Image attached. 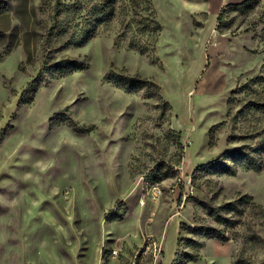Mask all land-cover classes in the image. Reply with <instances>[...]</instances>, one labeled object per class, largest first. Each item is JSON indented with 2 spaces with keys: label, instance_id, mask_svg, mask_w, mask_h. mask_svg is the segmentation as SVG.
<instances>
[{
  "label": "rangeland",
  "instance_id": "374dc122",
  "mask_svg": "<svg viewBox=\"0 0 264 264\" xmlns=\"http://www.w3.org/2000/svg\"><path fill=\"white\" fill-rule=\"evenodd\" d=\"M150 1L154 53L116 47L111 34L45 44L53 0H0V264L264 259L231 230L225 241L191 230L216 228L209 208L240 196L264 209V162L234 176L203 167L227 148L221 131L209 146V130L230 92L264 65V0L216 15L184 11L208 0ZM70 64L84 68L63 73ZM121 78L143 83L127 92ZM254 214L246 205L242 233L264 239Z\"/></svg>",
  "mask_w": 264,
  "mask_h": 264
},
{
  "label": "trees",
  "instance_id": "16d2710c",
  "mask_svg": "<svg viewBox=\"0 0 264 264\" xmlns=\"http://www.w3.org/2000/svg\"><path fill=\"white\" fill-rule=\"evenodd\" d=\"M50 25L45 44H60L62 47H78L102 34L113 36L116 47L134 49L140 53H154L161 25L156 20L155 9L150 0H53ZM245 0L238 6L246 4ZM231 4H228V6ZM82 65L70 64L62 72L79 71ZM264 65L255 76L239 82L227 99L225 119L209 130V146L214 145V132L227 134V148L213 162L204 165L207 172L220 176H234L238 170L257 171L264 162ZM109 79V77L107 76ZM115 81L127 92L138 89L143 81L137 78H121ZM202 167V168H203ZM199 167L198 169H200ZM250 204L257 217L264 219V209L256 205L251 197L240 196L228 203L209 208L208 217L218 222L216 228L194 227L207 236L225 241L223 236L231 230L232 240L244 248V243H253L264 249V239L255 232L243 235L242 214ZM243 207V208H242ZM232 213L230 217L225 214ZM241 240V241H240ZM235 264H254L239 255ZM257 264H264L261 259Z\"/></svg>",
  "mask_w": 264,
  "mask_h": 264
},
{
  "label": "crops",
  "instance_id": "0c3cea01",
  "mask_svg": "<svg viewBox=\"0 0 264 264\" xmlns=\"http://www.w3.org/2000/svg\"><path fill=\"white\" fill-rule=\"evenodd\" d=\"M241 0H208L206 3L198 1H185L199 3L195 5L184 4L183 7L185 12H201L207 11L211 15H216L221 11V8L225 4H230L233 2H239Z\"/></svg>",
  "mask_w": 264,
  "mask_h": 264
}]
</instances>
